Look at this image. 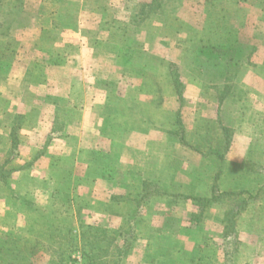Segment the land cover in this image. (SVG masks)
Returning <instances> with one entry per match:
<instances>
[{
	"label": "rangeland",
	"instance_id": "rangeland-1",
	"mask_svg": "<svg viewBox=\"0 0 264 264\" xmlns=\"http://www.w3.org/2000/svg\"><path fill=\"white\" fill-rule=\"evenodd\" d=\"M142 1L150 0H113L110 10L112 18L117 22L111 23L107 15L108 26L118 35L119 32H124V27L135 28L134 6ZM162 3L165 15L158 12L157 15L146 16L148 18L151 15L143 23L142 32L130 28L132 31L129 36L135 42L124 32L127 39L122 37V42L131 47L129 57L136 66L127 69L128 75H123L122 81L125 86L127 83H138L139 86L141 84L146 99H154L153 104L146 107L153 119L158 115L159 107L168 101L165 94L174 91L173 108L176 109L177 115L171 114V129L164 131L162 140L165 141L162 143L185 146L192 153L200 154L202 162L196 164L189 159L173 158L169 164L168 156H161V165L157 167L140 152L139 157L132 158L130 154L129 158L132 159L128 161H134L136 169L138 168L139 174L136 178L144 176L151 179L158 170L161 171L160 176L156 175L161 177L160 179L152 181L146 178L140 181L135 178L136 172L133 174L134 171L129 172L121 168V150L115 149L113 154L106 158L108 167H91L97 173H110L114 180L112 184L115 188L118 187L119 192L113 194L107 202L114 213H83L82 220L80 214L72 215L64 209L62 212L66 214L65 218L58 219L51 218L47 212L26 217L12 212L19 204L34 210L36 206L30 205L27 198L20 196L19 186L14 182L10 183L12 175L21 171L25 165L18 159L19 151L16 155L12 150L0 152V167H4L0 169V207L7 206L4 210L0 208V244H3L0 254L5 253L7 256L12 249L11 255L14 256L10 261L14 262L13 264H20L23 254L30 253V248L34 251L31 252L27 264H52L53 259L57 257L56 249L61 246L65 253L64 263L75 264L80 256L84 264L83 247L89 248L91 245L97 252L95 264H107L108 258L105 261L104 257L106 258L108 248L97 244L100 233L107 238H115V243L120 245L124 238L127 239L130 245L119 264H139L140 260L146 262L143 264H196L201 258L206 259L205 256L213 250H216L218 260L212 264H264V0H163ZM240 36L246 41L239 55L243 64L240 79L235 81L226 97L221 98L220 89L224 86L222 81L230 66L226 64L227 55L225 57L220 53V44L232 45V48L229 46L232 55ZM253 45H257V50L253 52L252 58L249 56L252 64L247 65L245 60L249 58L247 56ZM230 51L227 53L230 54ZM221 57H225L226 61L222 62ZM172 62L177 63L176 70L173 69ZM160 66L164 68L160 70ZM113 73L114 76L118 74ZM137 77L144 80V83L142 80L138 81ZM250 86L254 87L251 88L252 93ZM71 113L65 110V118L68 119ZM170 118L168 117V122ZM175 119L176 123L173 122ZM61 120L63 121V118ZM185 122L198 127L188 130ZM226 127L232 131L230 144L225 150L226 158L235 136H240L242 147L249 142L235 172L238 173L246 162L255 164V173L248 178L252 189L249 192L250 197L247 193L230 195L232 192H240L244 186L239 185L245 183L239 184L230 180L231 178L221 177L218 189L220 195L223 193L220 189L231 193H227V196H217L216 200L212 198L216 181L215 168L220 164L213 149L224 146ZM182 128L191 132L181 135L179 129ZM202 135L213 140L211 145L207 139L199 138L203 137ZM244 135L247 138V135H250L251 139L246 141ZM182 136L190 140V143L200 144L204 152L185 144ZM172 150L164 151L173 152ZM104 156L103 153L97 155L100 159ZM11 167L14 168L13 171ZM197 169L214 174L211 184L205 175L203 179L199 177ZM224 170L226 177L235 174L225 168ZM171 171L177 172L178 177L182 179L175 182L163 181L162 177H170L171 174L168 173ZM209 186L211 195L204 197L201 194L206 193ZM7 194H11L13 198H8ZM192 195L214 201L202 205L195 201V198L192 199ZM71 203L84 205L85 200L74 198ZM55 205L51 199L45 207L52 208ZM238 205H244L236 224L237 230L240 229L239 244L236 246L233 262L230 263L225 260L221 233L227 222L224 213L229 211L228 208ZM146 210L154 213L148 214ZM150 215L154 217L155 225ZM111 219L113 221H110ZM60 222L66 226L60 227ZM75 222H78L80 228ZM248 225L255 227L257 233L246 232ZM29 227L32 233L27 239L14 238L17 234L24 237L25 228ZM10 237L13 239V245L6 247L9 246ZM114 252L115 257L120 256L117 247ZM155 260L158 261L154 263ZM107 262L111 264V261Z\"/></svg>",
	"mask_w": 264,
	"mask_h": 264
},
{
	"label": "crops",
	"instance_id": "crops-1",
	"mask_svg": "<svg viewBox=\"0 0 264 264\" xmlns=\"http://www.w3.org/2000/svg\"><path fill=\"white\" fill-rule=\"evenodd\" d=\"M112 1L0 2V152L12 150L16 155L19 151L18 159L25 165L10 176V183L19 186L20 195L36 206L34 210L16 205L12 212L18 216L36 215L43 207L49 211L51 208L45 207L46 204L59 192L67 193L72 201L74 198L85 200L84 205L70 203L67 206L69 213L80 214L82 220L83 213L113 214L114 210L107 202L119 192L118 187L112 184L114 180L110 173H97L91 167H104L106 158L115 149L121 150V168L134 171L133 174L136 172L135 178L139 174L138 168L128 159L139 157L138 152L157 167L161 165V156H168L169 164L173 158L189 159L196 164L202 162L200 154L192 153L185 146L162 143L164 131L171 129L170 116L176 114L173 90L165 94L168 101L159 107L158 115L153 119L146 107H150L154 99H146L141 84L124 85L123 75L136 65L129 57L131 47L122 42V37L127 39L124 32L118 35L106 23ZM163 68L160 66V70ZM113 72L118 74L114 76ZM118 87L124 88L118 90ZM251 88L254 87L250 86L252 93ZM65 110L72 112L68 119L64 116ZM58 122L63 125L59 131L54 130ZM185 126L188 130L198 127L190 122H185ZM247 136L246 141L251 139ZM239 140L240 136L232 140L225 162V169L231 174L240 166L249 143L242 147ZM169 149L173 152L164 151ZM101 153L105 156L100 159L97 155ZM130 154L132 158H129ZM197 173L201 179L203 175L210 179V184L213 181V173L200 169ZM160 174L158 170L156 175ZM168 174L171 176L162 177L163 181L182 179L177 172ZM155 176L151 179L141 176L136 180L161 178ZM201 195L210 196V186ZM6 196L13 198L11 194ZM1 206L2 210L7 209L6 205ZM151 218L155 225L154 217ZM75 223L80 228L78 222ZM30 233V227L25 228V239ZM21 237L23 235L17 234L14 238L19 240ZM12 245L9 238L6 247ZM2 247L0 244V250ZM11 253L12 249L7 256L0 254V262H11L14 256ZM19 262L27 264L23 259ZM143 263L146 262L139 261V264Z\"/></svg>",
	"mask_w": 264,
	"mask_h": 264
},
{
	"label": "trees",
	"instance_id": "trees-1",
	"mask_svg": "<svg viewBox=\"0 0 264 264\" xmlns=\"http://www.w3.org/2000/svg\"><path fill=\"white\" fill-rule=\"evenodd\" d=\"M3 1V0H0V2ZM163 0H150V1H142V2H139L137 3L134 7H135V12L133 13L134 15V18H133V21L135 22V28H132L130 27L131 29L137 31V32H142L144 29L142 28L143 26V23L151 17V15H157V13L159 12L160 14H164V10H162V6H163V3H162ZM158 13V14H159ZM150 17H146V16H149ZM109 15V21L112 23H114V19L115 18H112V12L110 10V13L108 14ZM165 15V14H164ZM117 21H115L116 23ZM130 28H126L124 27V32H126L129 36V32L132 31L130 30ZM141 30V31H140ZM240 40H237V45L235 47V50L233 51V54L231 55V51L229 49V46L232 48V45L230 44H226L223 43V44H220V53H223V55L226 57L227 55V63L230 67L229 70H226L225 72V75H224V79H223V83H224V86H223V89H220V97L221 98H224L226 97L227 95V92H229V90L232 88L233 84L235 83L236 80H239L240 79V73L242 71V61H240V53H241V49L244 48L245 46V39L242 38V36H240ZM244 37V36H243ZM132 37L129 36V39H131ZM133 39V38H132ZM131 39V40H132ZM133 41L135 42V40L133 39ZM132 45V44H130ZM134 45V44H133ZM132 45V46H133ZM257 50V45H253V47L251 48V51L249 52V56H251V58L253 57V52ZM230 51V54H228L227 52ZM4 54V53H3ZM230 55V56H229ZM223 58L221 57L220 60L222 62L226 61V58ZM223 58V59H222ZM220 61V63H221ZM245 64L247 65H251L252 64V59H250V57L248 59L245 60ZM173 63V62H172ZM174 68V70H176L175 66L177 65L176 64H171ZM214 88H217L215 85H213ZM219 93V91H218ZM222 101V100H221ZM177 115V114H176ZM177 119V117H176ZM176 119L173 121L174 123H176ZM59 123V122H58ZM63 127L62 124H58V126H56V128H54V130H61ZM181 132V135H188L189 132L191 131H187L186 129H179ZM170 131V130H169ZM178 133V130L177 132ZM225 133H226V139H225V143H224V146L223 147H216V149H213V153L215 154V157L218 158L220 160V164L217 166L218 168L216 169L215 168V176H216V181H215V186H214V196L212 197L214 200H216L217 196L221 197V196H227L228 194H230L231 192H227V191H224L222 189H220L222 195H220L218 189H219V183H220V178H231L230 180L232 181H235L236 183H239L241 184L242 182L245 183V184H241L239 186H244L243 189H240L241 191L240 192H237V193H231L230 195H233V194H244V193H247L249 195V197L251 196V194L249 193L252 189L251 187L249 186L250 183L248 178L252 176L255 170V164H250V162H246V165L244 167L241 168V170L238 172V173H235L234 175H227L226 177V174H225V150L228 148L229 144H230V138H231V135H232V131L230 129H227V127L225 128ZM15 132L13 133L12 137L14 138L15 137ZM180 134V133H179ZM203 137H199L200 139H207V142H209L211 145V142H213V140L209 139V138H206L205 135H202ZM11 137V139H12ZM182 140H184L183 142L185 144H189L193 147H195L197 150H199L200 152H204V149L201 147L200 144H193V143H190V140H188L187 138L185 139V136L183 137L182 136ZM2 152V151H1ZM7 152V151H6ZM253 165V166H251ZM248 166V168H247ZM4 167H0V169H3ZM12 168V171L14 170L13 167ZM247 168V169H246ZM244 179H245V182H244ZM238 186V187H239ZM14 191V190H13ZM218 191V193H217ZM16 193V192H15ZM228 193V194H227ZM21 196V195H20ZM192 199H194L195 201L197 200V202H200V204L202 205H206V204H210L212 203L214 200L213 199H204V198H197L195 197L194 195L191 196ZM20 199H22V197H20ZM55 199V200H54ZM21 202H24V201H21ZM72 202L71 198L68 196V194L66 193L63 194L61 192L58 193V195H56L54 198H53V203H56V205L54 207H52L49 211H47V209H45L44 207L43 208H40L39 211H37L38 213L41 212L43 214H45L47 212V214L52 218V217H55V218H58V219H61V218H65L64 216H66V214L64 212H62L64 209H65V212L66 213H69L67 211V206H69V204ZM25 203V202H24ZM243 206L244 205H238L236 207H231V208H228L229 211H226L224 213L226 219H227V222L225 223L223 229H222V233H221V237L223 238V251L224 252V255H225V260L229 261L230 263L233 262V257L235 256L234 254L236 253L237 251V245L239 244V241H238V235H239V230H237V226L236 224L238 223V219L240 218L239 214L241 213V211L243 210ZM64 207V208H62ZM62 209V210H61ZM225 211V210H224ZM62 222H65V220H62ZM60 222L62 228H64V226H66V224L64 225V223ZM69 229L71 230L72 228L69 227ZM246 232L248 233H257V230L255 227L248 225V228L245 229ZM84 231V230H83ZM129 231V230H128ZM84 233V232H82ZM98 241H97V244H100L102 245L103 244V247H107L108 248V251L106 253V258L104 257L105 261L107 259V261H111V264H119L120 263V260H122L124 257H125V254L127 253L128 251V248H129V243L127 241V239L124 238V242L120 245V244H117L115 243V238H107L105 235H103L102 233H100L98 235ZM11 238V237H10ZM25 237H21L19 240H22L24 239ZM12 239V238H11ZM1 240V239H0ZM13 240V239H12ZM120 245V246H119ZM92 247H83L84 249V264H95V257H96V250H95V247L93 245H91ZM117 247V251L119 252L120 256L118 257H115V252H114V249ZM106 248V249H107ZM110 249V251H109ZM28 251L31 253L33 250V248H30L28 249ZM20 252V250H19ZM30 253H26V254H30ZM202 253H206V252H202ZM56 254H57V259H53V263L52 264H67L68 262L64 263L65 262V257H64V254L63 253V246H61L60 248H57L56 249ZM32 255V253H31ZM30 255V256H31ZM111 255V256H110ZM30 256H22V258L20 260L23 259V261L27 262L28 258ZM206 259H203L201 258L200 261H197L196 264H212V263H215L217 260H218V255H216V250L214 251H210V253L208 255L205 256ZM106 261L107 264H110ZM14 262H9V264H13ZM122 264V263H121Z\"/></svg>",
	"mask_w": 264,
	"mask_h": 264
},
{
	"label": "built area",
	"instance_id": "built-area-1",
	"mask_svg": "<svg viewBox=\"0 0 264 264\" xmlns=\"http://www.w3.org/2000/svg\"><path fill=\"white\" fill-rule=\"evenodd\" d=\"M75 264H83L82 258L80 256H78L77 262H75Z\"/></svg>",
	"mask_w": 264,
	"mask_h": 264
}]
</instances>
